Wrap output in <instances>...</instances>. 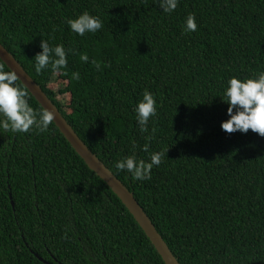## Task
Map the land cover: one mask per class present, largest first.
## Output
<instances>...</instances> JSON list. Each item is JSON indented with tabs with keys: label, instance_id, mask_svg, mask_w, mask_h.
<instances>
[{
	"label": "trees",
	"instance_id": "trees-1",
	"mask_svg": "<svg viewBox=\"0 0 264 264\" xmlns=\"http://www.w3.org/2000/svg\"><path fill=\"white\" fill-rule=\"evenodd\" d=\"M85 11L104 26L82 37L67 21ZM41 40L64 46L65 69L35 72ZM0 43L134 193L180 264H264V137L221 128L229 79L264 72V0H179L171 13L158 0H0ZM146 90L157 113L141 132ZM157 152L151 179L115 167ZM0 264L165 263L52 122L46 132L0 128Z\"/></svg>",
	"mask_w": 264,
	"mask_h": 264
},
{
	"label": "clouds",
	"instance_id": "clouds-1",
	"mask_svg": "<svg viewBox=\"0 0 264 264\" xmlns=\"http://www.w3.org/2000/svg\"><path fill=\"white\" fill-rule=\"evenodd\" d=\"M158 3L162 12L171 13L178 7L179 0H158ZM67 23L74 33L82 37L86 33H95L104 26L99 16L91 15L87 11L69 19ZM184 28L187 32L197 30L194 15L187 17ZM40 47L42 51L34 58L36 73H41L49 65L54 73L67 67V55L62 44L52 47L47 41L41 40ZM81 59L87 62L89 58L84 55ZM73 78L78 80L79 73H73ZM17 81L16 71H6L4 64L0 63V128L13 133H26L32 129L39 132L48 131L49 125L55 119V113L49 110L37 111L30 106L27 92ZM224 95L228 104L229 119L221 123L222 130L227 133L239 131L245 134L251 130L264 137V72L257 78L229 79ZM135 113L140 131L147 132L150 118L155 117L157 113L156 100L152 93L147 90L143 93ZM163 156V152L153 153L150 159L145 161L130 155L117 161L115 167L118 170H126L134 180L143 181L151 179V170L162 163Z\"/></svg>",
	"mask_w": 264,
	"mask_h": 264
},
{
	"label": "water",
	"instance_id": "water-1",
	"mask_svg": "<svg viewBox=\"0 0 264 264\" xmlns=\"http://www.w3.org/2000/svg\"><path fill=\"white\" fill-rule=\"evenodd\" d=\"M0 59L12 71L15 70L20 82L35 97L44 110L55 113L54 123L77 154L85 161L90 170L97 174L123 202L136 222L145 232L165 264H180L168 244L158 232L154 223L121 180L94 154L75 132L73 127L62 115L58 107L52 102L38 83L26 72L16 58L0 43ZM14 205V203H13Z\"/></svg>",
	"mask_w": 264,
	"mask_h": 264
},
{
	"label": "rangeland",
	"instance_id": "rangeland-1",
	"mask_svg": "<svg viewBox=\"0 0 264 264\" xmlns=\"http://www.w3.org/2000/svg\"><path fill=\"white\" fill-rule=\"evenodd\" d=\"M66 85V79L64 75H57L55 77V81L51 84V88L55 91H59L62 86ZM58 99L64 104V105H68L70 102V95H58Z\"/></svg>",
	"mask_w": 264,
	"mask_h": 264
}]
</instances>
